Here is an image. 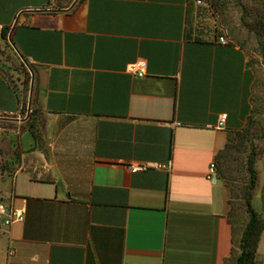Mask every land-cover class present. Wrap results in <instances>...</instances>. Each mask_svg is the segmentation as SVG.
Wrapping results in <instances>:
<instances>
[{
	"label": "crops",
	"instance_id": "1",
	"mask_svg": "<svg viewBox=\"0 0 264 264\" xmlns=\"http://www.w3.org/2000/svg\"><path fill=\"white\" fill-rule=\"evenodd\" d=\"M196 1L0 0V45L11 27L46 120V150L27 132L0 173V201L24 212L0 220V264H234L231 191L209 171L247 125L255 75L241 46L207 35ZM139 59L144 78L130 72ZM23 106L0 71V121ZM256 171L264 219V152Z\"/></svg>",
	"mask_w": 264,
	"mask_h": 264
},
{
	"label": "rangeland",
	"instance_id": "2",
	"mask_svg": "<svg viewBox=\"0 0 264 264\" xmlns=\"http://www.w3.org/2000/svg\"><path fill=\"white\" fill-rule=\"evenodd\" d=\"M77 0H63V5H69ZM211 3L212 0H206ZM223 11H213L210 15V30L214 31L218 26L237 44L242 46L247 54L248 65L256 75L255 98L258 112L253 116L258 124L252 131L250 139L258 153L264 152V0H221ZM35 68L32 64L22 59L10 42L0 45V71L12 84L20 86L23 94L24 106L18 120H1L0 127V164L5 163L21 155L23 148L20 139L29 132L36 136L33 143L46 150V142L43 139L44 130L40 128V122H45L41 111L34 106L33 99L35 86L31 95L32 73ZM29 73V74H28ZM32 97V98H31ZM31 98V105H30ZM30 105V106H29ZM248 126V123H247ZM27 136L23 141V147L27 149ZM249 144L235 151L229 158L230 186L234 190L232 200L237 217L243 225L248 217L243 204L242 191L248 185L249 175L245 161L249 154ZM1 195V193H0ZM255 195V192H254Z\"/></svg>",
	"mask_w": 264,
	"mask_h": 264
},
{
	"label": "trees",
	"instance_id": "3",
	"mask_svg": "<svg viewBox=\"0 0 264 264\" xmlns=\"http://www.w3.org/2000/svg\"><path fill=\"white\" fill-rule=\"evenodd\" d=\"M210 4L212 6L213 11L215 10L222 12L224 10L221 0H212ZM11 31H12L11 27L3 28L2 38L3 40H5V42L6 41L10 42V40L12 42V39L10 38ZM227 36L229 37L228 34ZM229 39H230L229 45L237 44L232 38L229 37ZM255 85H256V75H255V82L253 85L252 97H251L252 111L247 121L248 126L246 125L243 129L229 134L226 147L221 153L218 154L215 163L218 173L225 180L227 186L231 191V199H230L231 210L229 212V221L233 229L234 244L235 247L238 249L234 256V264H256L257 251L259 248V243L262 238V234L264 232V219L255 210L253 206L254 192L256 190V186L258 182L256 162L259 155L261 154L256 151L253 142L250 139V135L252 131L256 128L258 124L257 120L253 116L259 111L258 107H256L257 100L254 94V90L256 88ZM36 139H37L36 136H34V142L36 141ZM246 144H249V146L245 148L246 150L249 148V154L247 155L245 161L246 170L249 175V181H248V185L242 191V199H243L242 201L246 209L248 221L243 225L242 221L237 217L235 213L236 211L234 209V200H232V197L234 195V190L230 186V182H229L232 176L230 175L231 174L229 171L230 169L227 166L230 159L229 157L235 151L236 152L240 151L242 147L246 146ZM33 146L34 147L31 150L39 149V147L36 146L35 144ZM19 161H20V155L18 154L16 158L5 163L4 165L0 164V173L11 171L18 164Z\"/></svg>",
	"mask_w": 264,
	"mask_h": 264
},
{
	"label": "built area",
	"instance_id": "4",
	"mask_svg": "<svg viewBox=\"0 0 264 264\" xmlns=\"http://www.w3.org/2000/svg\"><path fill=\"white\" fill-rule=\"evenodd\" d=\"M197 5L200 7L205 8L211 15L213 12L212 6L210 3H208L206 0H197ZM206 26V25H205ZM207 31L206 33L209 35V37L217 44L220 45H229L230 39L227 36V34L223 31H220L221 29H218V26H215L214 31L210 30V26H206ZM147 61L144 59H139L136 63L131 65L130 72L139 78H144L147 76ZM227 120V115H222L219 119L218 128L224 129L225 123ZM2 128L0 127V130ZM149 166L145 163H134L128 167V169L133 172H139V171H146L148 170ZM210 174L214 175L216 172V165L213 163L210 167ZM0 220L4 222L5 225L9 226L15 222H21L24 220V212L17 209H11L9 208L5 202L0 201Z\"/></svg>",
	"mask_w": 264,
	"mask_h": 264
},
{
	"label": "water",
	"instance_id": "5",
	"mask_svg": "<svg viewBox=\"0 0 264 264\" xmlns=\"http://www.w3.org/2000/svg\"><path fill=\"white\" fill-rule=\"evenodd\" d=\"M12 33V31H11ZM32 91H33V84H32V88H31V95H32ZM30 103H31V99H30Z\"/></svg>",
	"mask_w": 264,
	"mask_h": 264
}]
</instances>
